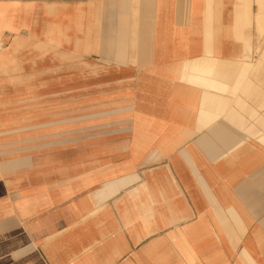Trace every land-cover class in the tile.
Here are the masks:
<instances>
[{"label": "crops", "instance_id": "0c3cea01", "mask_svg": "<svg viewBox=\"0 0 264 264\" xmlns=\"http://www.w3.org/2000/svg\"><path fill=\"white\" fill-rule=\"evenodd\" d=\"M237 8L0 0V264H264V55Z\"/></svg>", "mask_w": 264, "mask_h": 264}, {"label": "rangeland", "instance_id": "374dc122", "mask_svg": "<svg viewBox=\"0 0 264 264\" xmlns=\"http://www.w3.org/2000/svg\"><path fill=\"white\" fill-rule=\"evenodd\" d=\"M236 2L237 19L233 24L242 36L245 49L251 50L257 56L264 55V0H236ZM257 14H261L260 21H256ZM262 29V33L259 34L258 30Z\"/></svg>", "mask_w": 264, "mask_h": 264}, {"label": "bare ground", "instance_id": "6f19581e", "mask_svg": "<svg viewBox=\"0 0 264 264\" xmlns=\"http://www.w3.org/2000/svg\"><path fill=\"white\" fill-rule=\"evenodd\" d=\"M262 4V3H261ZM263 10V9H262ZM260 12H261V10H260ZM262 14V13H261ZM261 14H257L256 15V21H260V17L259 16H261ZM260 23V22H259ZM259 31V34H261L262 33V31H263V29L262 30H258ZM257 51V50H256ZM51 129V128H50ZM47 130H49V129H47ZM52 130V129H51Z\"/></svg>", "mask_w": 264, "mask_h": 264}, {"label": "built area", "instance_id": "2783aa9c", "mask_svg": "<svg viewBox=\"0 0 264 264\" xmlns=\"http://www.w3.org/2000/svg\"><path fill=\"white\" fill-rule=\"evenodd\" d=\"M4 47V41L2 40V37L0 36V50H2Z\"/></svg>", "mask_w": 264, "mask_h": 264}]
</instances>
